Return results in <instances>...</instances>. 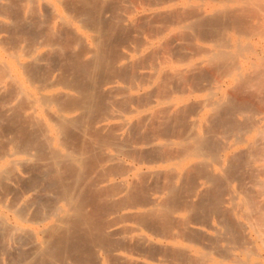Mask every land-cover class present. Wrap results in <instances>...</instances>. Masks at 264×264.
Returning a JSON list of instances; mask_svg holds the SVG:
<instances>
[{"label": "bare ground", "instance_id": "bare-ground-1", "mask_svg": "<svg viewBox=\"0 0 264 264\" xmlns=\"http://www.w3.org/2000/svg\"><path fill=\"white\" fill-rule=\"evenodd\" d=\"M217 1L216 5L207 3L210 11L206 12L188 0H50L44 2L49 16L43 17L42 29L38 22L34 26L39 15L34 19L29 16L28 26L19 24L21 11L29 8L34 12L40 0L8 1L9 18L19 29L15 31H20L19 36L14 34L18 39L25 35V40H32L21 47L15 42V47L14 42L5 41L11 46L3 43L12 35L0 38V128L3 132L11 127L13 151L33 150L32 155L26 154L32 157L27 158L47 160L48 165L39 169L42 173L37 171L42 177L35 167V173L28 177L41 178L43 182L29 179L30 185L42 183L51 191L47 197L46 189L39 186L46 191L41 190L46 196L42 202L38 196L40 206L33 195L36 203L29 197L30 203L40 207H35L36 215L44 214L45 222L41 236L33 234L34 249L21 252L31 253L29 257L23 255L18 260L14 256L17 251L9 253L15 260L5 255L15 261L13 264H222L213 255L219 245L215 237L199 226L210 227L214 217L223 225L226 241L231 244L218 250L224 259L232 255V245L242 247L248 256L255 253L254 243L249 245L251 238L246 237L249 242L243 235L248 224L264 246V154L258 149L259 143H264V127L249 119L238 123L234 115L251 111L249 101L236 103L224 91L217 92L220 85L212 84L205 98L192 97L202 90V80L209 75L205 66L214 68L217 82L234 81L242 87L264 81V46L250 48L242 40L250 34L264 37V0ZM228 29L234 31L235 38L225 37ZM40 35L46 39L43 52L33 44ZM207 36L215 38L212 47L185 50L194 38ZM227 91L234 94L232 89ZM258 109L252 111L258 114ZM262 109L260 119L264 120V103ZM216 129L242 140L239 143L247 141L248 149L221 155L218 151L223 140L218 139ZM244 131H253L254 136L243 140ZM6 149L2 154H7ZM255 159L263 164L247 174L250 186L237 187L244 191L240 216L248 222L243 223L236 217L237 203L232 201L231 207L225 204L230 199L224 189L229 179L240 174L239 168L250 166ZM215 164L219 172L211 171ZM10 165L6 160L0 162V187L14 170ZM30 168L24 171L32 172ZM240 178L248 184V178ZM3 184L6 191L9 183ZM37 188L34 192L40 195ZM2 194L0 202L6 198ZM14 194L17 198L22 195ZM29 202L25 200V209ZM22 208L15 211L17 229L22 226L18 220L24 216ZM15 228L11 226L17 231ZM10 230L3 233L5 240L11 238ZM25 234L31 237L29 232ZM185 242L203 249L192 253ZM20 246L16 245L18 249ZM237 263L253 264L240 258Z\"/></svg>", "mask_w": 264, "mask_h": 264}, {"label": "rangeland", "instance_id": "rangeland-1", "mask_svg": "<svg viewBox=\"0 0 264 264\" xmlns=\"http://www.w3.org/2000/svg\"><path fill=\"white\" fill-rule=\"evenodd\" d=\"M8 1L9 0H0V12L1 13H3V11H4V14H1L0 13V21H1V19H2V22H0V38L2 39V38H7V34H8V38L10 37V39L8 40V39H4V42L3 43H5V45L6 44H12L13 45V42H14V45L13 46H15L16 47V44H15V42L16 43H18L19 42V46L18 47H21V46H24L23 44L24 43H29V39H31L30 37H28L27 35H26V38L28 39V41H26L25 40V38H24V36L25 35H23V38H22V36H21V38L22 39H18V38H20V37H18L19 35V33H20V31H19V33L17 32L18 30H17V26H16V23H15V21L13 20V18H9V17H12V16H10L9 15V9H8V11H7V8H9V6H10V3H8ZM43 1V0H42ZM47 1H50V0H44L43 2H41V0H40V4H38V5H36V7L37 8H34L33 9V11L34 12H32L29 8L26 10V12L24 13V10H22L21 12H22V15L24 16H22V18H21V20H20V22H19V24H23V25H30V24H28L30 21V17H31V19H34V16L35 17H37L38 15V18L35 20V23H34V26H35V28L37 27V22H38V24H40V26H42L41 28H39L40 26H38V28L39 29H42L43 28V21H44V19H43V17L44 18H46V17H48L49 16V9L45 6L46 4L44 3V2H47ZM2 2H3V4H2ZM8 4H7V3ZM188 2L190 3V4H192V5H195V6H198L200 9H202V8H204L205 10H206V12L207 11H210V7L209 6H207L206 4L207 3H212V4H218L217 2V0H188ZM42 3V4H41ZM9 5V6H8ZM46 7V8H44V6ZM3 6H5V7H3ZM43 6V7H42ZM37 9V10H36ZM39 9V10H38ZM47 9V10H46ZM208 9V10H207ZM29 10V11H28ZM38 11V13L36 12V11ZM46 10V11H45ZM6 11H7V13H8V15L6 14ZM42 11H44V12H42ZM48 11V12H47ZM30 13V15L28 14V13ZM31 12H32V14H31ZM46 12V13H45ZM25 15H24V14ZM43 13V14H42ZM4 16H6V17H4ZM26 16V17H25ZM30 16V17H29ZM32 16H33V18H32ZM7 18H9V19H7ZM28 18V19H27ZM11 19V20H10ZM24 19H26V20H24ZM27 21H29V22H27ZM13 22V23H12ZM13 24L14 26H15V28H14V26L12 25V27L14 28H12L11 26H10V24ZM5 25H7V26H5ZM4 26V27H3ZM9 26V27H8ZM7 27L9 28V30L8 31H13L12 32V34H11V32H9V33H7L8 31H7ZM33 27V26H32ZM32 27H28L29 29H32ZM1 28H6V31H5V29H2V30H4V31H1ZM12 30H11V29ZM34 28V29H35ZM15 29L17 30V31H15ZM36 30L37 31V33H38V31H40V30ZM231 29V28H230ZM230 29H228L227 30V34L225 33V37L226 38H228V40L230 39H232V38H235V33H234V31L233 30H230ZM16 32V34L18 35H16V34H14ZM4 34V35H3ZM13 34H14V36L16 37L17 36V38H16V40H15V38H13ZM41 38V35H40V37H36V39L34 40L33 39V44H34V42H35V46L37 47V49H38V51L39 52H43V51H45V49H47L42 43H44V41H43V39L44 40H46L45 39V37L43 38V39H40ZM0 39V42L2 41ZM39 39H40V41H39ZM205 39H209V40H211V41H209L208 42V40H205ZM205 39L204 38H194L192 41L194 42V44H193V42L192 43H190V45H194V46H190L189 45V47H188V49H186L187 48V46H185V50L186 51H188L189 52V50H190V52L193 50V48H198V47H212L213 45H214V39L215 38H213L212 36L209 38L208 36L207 37H205ZM10 40H12L11 42H10ZM32 40V39H31ZM30 40V42H32ZM202 40H204V41H202ZM242 40H243V42L245 43V44H248L249 45V47L251 48L252 47V45H258V44H261V45H263L264 46V37H260L259 35H255V34H250V36H243L242 37ZM8 42V43H6V42ZM39 43H38V42ZM1 44H2V42H1ZM8 44V45H9ZM42 44V45H41ZM4 45V44H3ZM7 45V46H8ZM6 46V47H7ZM9 46H11V45H9ZM8 46V47H9ZM13 46H12V48H13ZM196 46V47H195ZM17 47V48H18ZM10 48V47H9ZM264 53V52H263ZM199 60V59H198ZM258 61V60H257ZM205 68H207V70H206V72H207V74L209 73V75H207L206 77H205V80H202V85H201V87H203L204 89H205V91H203V88H202V90H200V91H197V92H195L194 94H192V97H197V98H205L207 95H208V93L210 92V90H208V89H210V87L211 86H213L214 84H217V85H220L221 86V88H220V90H218L217 89V92L218 91H224L225 93H226V96H229L232 100H237L236 101V103H240L243 99H244V101L242 102V103H247L248 101L250 102V103H253V104H250L249 102H248V106H249V109L251 108V111H252V109L254 110V111H256V109H258L257 107L258 106H261V108H259L258 110H257V113L258 114H255V112L254 111H252V113H253V115H252V113L250 114V112L251 111H249L248 113L247 112H237L234 116V118H235V120L238 122V123H243V122H248V121H244V119H246V120H251V122H255L258 126H260V127H264V120H261L262 119V116H263V112H261V111H263V99H264V90H263V88H264V85L262 86V84H264V81L263 80H261V85H258V84H256V83H251V84H247V85H242V87H244V88H242V87H240L238 84H236V82H234V81H228V82H231V83H228L227 81H216V76H218L217 74L215 75V72L216 71H214V68H210V67H206L205 66ZM212 69V70H211ZM210 73H211V75L213 74V76H215V77H211L210 76ZM212 78V79H211ZM215 78V79H214ZM218 78H219V76H218ZM210 79H211V81H210ZM213 80V81H212ZM205 81V82H204ZM213 82V83H212ZM227 82V83H226ZM213 84V85H212ZM258 87V89L256 88L255 89V87ZM208 87V88H207ZM225 87V88H224ZM237 87H238V89H237ZM207 88V89H206ZM253 88L255 89V91L256 90H258V92H255L254 90H253ZM233 90V92H234V94L232 93V91H227V90ZM206 90H208V91H206ZM235 90H238V91H235ZM245 90H247L248 91V93L245 91ZM241 91H244L245 93H243V95L245 94V96H242L241 94H242V92ZM262 92V93H260V92ZM220 93V92H219ZM256 93V94H255ZM241 96V97H236L235 98V96ZM245 97L247 98V99H245ZM263 99H262V98ZM259 98V99H258ZM254 99V100H253ZM260 102V101H262L263 103L261 104V102L259 103V102H256L257 100ZM256 100V101H255ZM235 102V101H234ZM257 104H259V105H257ZM252 105V106H251ZM253 105H254V107H253ZM257 105V106H256ZM253 107V108H252ZM255 108V109H254ZM260 109H262V110H260ZM203 112V111H202ZM247 113V114H246ZM201 114H203V113H201ZM205 114V113H204ZM260 114V115H259ZM251 115L252 116H254V117H251ZM256 116V117H255ZM259 116H261V117H259ZM261 118V119H260ZM252 119H254V120H252ZM256 119H258V120H260L261 121V123H260V121H258V120H256ZM243 121V122H241V121ZM257 122H259V123H257ZM1 126V125H0ZM11 127L9 128L8 127V129H6V130H4V131H7V130H9V131H7L6 132V135H4L3 133H5L4 131L3 132H1V128H0V133H2L3 135L1 136V134H0V137H1V139L3 140L4 139V137L5 136H8V137H11L10 139L8 138V137H6V139H4L3 141L4 142H2V141H0V146H1V148H0V154H2V152H3V150L5 151V149H6V147H7V149H6V151H7V154L5 153V154H2L1 156L2 157H0V162H2V161H4V160H6L7 161V163L10 165L11 163H13L12 165H13V167L14 168H12L11 166L12 165H10V167H11V169H14L15 171H17L16 173H15V177H13V172H15L14 170H13V172L11 171L10 173H12L11 175H8V177L7 178H9V179H5L4 181H2L1 182V185H2V187H0V189L2 188V190H0L1 192V194L3 193V192H5V194L8 192V194L7 195H5V194H2L3 196H6V198L5 197H2V198H4V200L2 199V202L4 203H2V202H0V224L2 223L1 221L2 220H4L5 222L4 223H8V225H10L9 227H8V229H7V227L6 226H8L7 224H5L6 226H4V224L2 223V225H1V228H2V226L8 231V230H10L11 229V226H13V228H15V226H14V223H15V211L17 210L16 208H18V209H21V206L23 207L22 209H23V211L22 210H20V211H22L21 212V214H24V216L22 215V217L20 218L19 217V221H20V223H21V229L19 228V229H17V228H15V229H17V231L16 230H14V229H11L9 232H8V235H9V233H10V235H11V238L6 234V236H8V238L6 237V240H5V237H3L4 235H3V233L6 231L5 229H4V232H2L3 231V229H0V232H2V233H0V234H2V235H0V237L2 238V241L0 240V242L2 243L3 242V244H7L6 246L7 247H10V249L8 248H4V245H2L1 243H0V249L2 250V252L0 251V257H1V260H0V264H6V263H8V264H13L15 261H13L12 260V258H9V257H5V255L7 254V256H11L13 253H16V251H17V253L14 255V256H16V258L18 259V258H20V257H22L23 255L24 256H28V255H31V253L30 254H28V253H26V255L25 254H21V252H26V251H24V250H30V251H32L34 248V237H33V234L35 233L36 234V236L39 238L40 236H41V229H42V226H43V224H44V222H45V220L44 219H42V217H44V214L41 216H39V215H36L37 213V211H35V209L36 210H38V209H40V207H38L36 204H32V203H30L29 202V200L31 201V202H35V201H32L33 200V196L35 197V200L37 199V204L40 206V204H39V202L42 200L43 201V198L45 197L46 198V196L48 197V196H50V192L51 191H48L47 189V187L45 186V189H46V191H47V193H46V196H43V195H45V193L44 192H46V191H44L45 189H44V185L43 186H41V184H37V182L35 183H32L33 185L34 184H37V186H38V188H39V190H40V195L41 194H43V195H37V194H39V191L37 192V194H36V191L34 192V190H36V188H37V186L36 187H34V188H32V187H30L31 185H30V183H31V181H29V179H30V177H32V175H33V173H35L34 171L36 170V173L37 174H41L42 173V171H39V169L40 170H43L47 165H48V163L46 164V162H47V160H45V159H43L44 161H46V162H44V161H42L44 164H46V165H44V164H41L42 162H40L41 160H39V162H38V160L37 161H35V160H31V159H34V158H27V157H32V156H29V155H32V153H33V150H30V151H23V152H15V151H13L14 150V148L10 145V142L12 141V139L14 138V137H12V135H14L12 132H11ZM217 130L218 129H216L215 131H216V134H217V136H219L218 137V139L221 141V139L223 140V141H221V143H223L222 144V148H221V150L220 151H218L219 153H221V155L224 153H228V152H232V151H246L247 149H248V143H247V141H243V142H241V143H239L240 141H242V140H240V141H237L236 140V137L235 136H232V135H228V136H226V135H222L220 132H221V129H219L220 131H218L217 132ZM10 134H9V133ZM12 133V134H11ZM243 133H245V131L243 132ZM242 133V135H243V140H246V138H251V137H253L254 136V133H253V131H252V133H250V132H246L245 133V135ZM221 136H222V138H221ZM264 135H262L261 137H263ZM226 137H228L227 139H225ZM231 137V138H230ZM261 137H259V138H257V140L259 139L260 141L263 139L264 140V137L262 138V139H260ZM7 138H8V140H7ZM235 138V139H234ZM11 140V141H10ZM258 140V142H260ZM228 141V142H227ZM9 142V143H8ZM227 142V143H226ZM7 143V144H6ZM4 144V145H3ZM224 144L227 146V147H224ZM263 144V145H262ZM262 146V148H260L261 146ZM5 146V147H4ZM259 151H263L264 152V143H262V141L259 143ZM3 147L5 148V149H3ZM11 148V149H10ZM245 149V150H244ZM16 150V149H15ZM13 151V152H12ZM262 152V154H264ZM27 153H29V155H26ZM223 154V155H224ZM22 158V159H21ZM16 159V160H15ZM21 159V160H20ZM27 161H26V160ZM12 160V161H11ZM19 160V161H18ZM28 160L31 162L32 161V164H30V162L29 163H27V164H25L26 162H28ZM20 161H26L25 163H22V162H20ZM254 161V163L251 161L250 162V166H249V164H248V166L246 165V166H242V168H239V170H240V174H239V172H237V174L239 175H235V178L233 179V178H231V179H229V180H231L230 182H228L227 184L228 185H225V189H224V191H225V193H227V192H229V193H227V195H226V197L228 198V199H230V201L229 202H226L225 204L227 205V206H229V207H231L232 205H233V202L234 203H237V204H235V206H236V208H235V213H236V217H237V219H239V222H245V223H247L248 221H247V219L246 218H244V217H242V216H240V213H241V206H240V202H242V198H243V196H244V191H243V193L242 192H240V190L239 189H241L240 187H239V189L237 188L238 187V185L239 186H245V187H243V188H245V189H247L248 188V186L247 185H249L250 186V176L249 177H247L249 180H246V182L247 181H249V182H247L248 184H246L245 182H244V180L242 179V178H240L241 176L243 177L244 176V178L245 179H247L246 178V176H247V174L248 173H253L252 171H255L254 169H256V167L258 168L259 166H261L262 164H263V162H261L259 159H255V160H253ZM16 162V163H15ZM19 162V163H18ZM33 162H36V163H33ZM253 163V166H252V168H251V164ZM19 164H21V166L19 165ZM22 167V168H21ZM24 167V168H23ZM31 167V168H30ZM32 167H35V170H33L32 169ZM27 168V170L29 171V168L32 170V172L30 171V172H28L27 170L26 171H24V169H26ZM243 168H245V169H243ZM21 169H23V170H21ZM210 169H211V171H215V172H219V170H220V168L215 164L214 166H210ZM214 169V170H213ZM251 169V170H250ZM244 170H247V173H245V171ZM249 170V171H248ZM37 171H39V172H41V173H38ZM24 172V173H23ZM31 176H30V175ZM250 174V175H251ZM16 175L17 176H20V178L19 177H16ZM249 175V174H248ZM10 176L12 177V178H17L18 180H16L15 179V181L14 180H12V178H10ZM25 178H24V177ZM28 176H30V177H28ZM34 176H36V174L34 175ZM33 176V177H34ZM39 177H42V174L41 175H38ZM240 178H238V177ZM39 177H35L36 178V181H39L40 182V180H41V178H39ZM234 177V176H233ZM264 177V176H263ZM22 178V180H23V182H24V180L26 181L25 183H23V184H21L22 183V180L20 181V179ZM24 178V179H23ZM28 178V180H26ZM34 178V179H35ZM237 178H238V180H237ZM32 179V178H31ZM30 179V180H31ZM34 179H32V182H33V180ZM242 180V181H241ZM10 181V182H9ZM241 183H240V182ZM3 182H5V184H7V182L9 183L8 184V188L6 189V191H4L3 189ZM16 182V183H15ZM18 182V183H17ZM41 182H43L42 180H41ZM21 185H20V184ZM242 184V185H240V184ZM13 186H12V185ZM19 184V185H18ZM27 184H29V187H28V185ZM25 185H26V187H25ZM4 186H7V185H4ZM9 186H12V187H10V190H11V188L12 189H14L16 186V188L18 189H14L15 191H10L9 190ZM24 186V188H25V190H24V188L22 189V187ZM43 187V189L44 190H42V188L40 189V187ZM231 187V188H230ZM21 188V189H20ZM28 188H30L29 190H28ZM32 188V189H31ZM37 188V189H38ZM20 189V190H19ZM231 189V190H230ZM244 189V190H245ZM26 191L25 193H23L22 194V191ZM31 190V191H30ZM44 191V192H42V191ZM230 190V191H229ZM239 190V191H238ZM23 191V192H24ZM233 191V192H232ZM241 191H242V189H241ZM12 192H13V194H12ZM14 192L15 193H18V195H19V193L20 194H22V195H19L20 196V198H17V194L15 195L14 194ZM11 193V194H10ZM37 195H35V194ZM1 194H0V198H1ZM31 194V195H30ZM33 195V196H32ZM13 197V198H10V197ZM16 196V197H15ZM38 196L40 197V198H42V199H40V201H39V198H38ZM235 196V197H234ZM29 197H31L30 199H29ZM235 198V199H234ZM239 198V199H238ZM233 199V200H232ZM9 200V201H8ZM17 201L16 203H13V204H11L12 202H15V201ZM24 200V201H23ZM25 200H28V202L30 203V204H28L27 205V207L28 208H26L25 209V207L24 206H26V205H24L25 204ZM41 201V202H42ZM233 201V202H232ZM8 202H10V203H8ZM8 203V204H7ZM36 203V202H35ZM20 204H23V205H21L20 206ZM27 204V203H26ZM8 206V207H6V206ZM11 207H10V206ZM34 205H36V206H34ZM19 206H20V208H19ZM33 207V208H32ZM36 207V208H35ZM26 210V212H25V210ZM1 211H3V212H1ZM5 211V212H4ZM239 211V212H238ZM25 212V213H24ZM6 213V214H5ZM31 214H35L34 216H35V218L34 219H32L31 218ZM42 214V213H41ZM9 215V216H8ZM3 218H2V217ZM21 216V215H20ZM33 215H32V217H34ZM9 217H11V218H9ZM28 218H31V220H28ZM36 219V220H35ZM42 219V220H41ZM28 220V221H27ZM35 220V221H34ZM41 220V221H40ZM218 218L217 217H214V218H212V220H210V222H211V225H210V227H206V226H203L202 227V225H199V226H201V228H203V230H204V233H206L207 235L208 234H210L211 236H213V238L217 241V244H219V245H216V247L218 248V249H215V250H213V255H214V258L217 260V261H221L222 262V264H238L237 263V260L240 258L241 260L242 259H246V260H248L249 262H251V263H253V264H255V262H257L256 264H264V246L262 245L263 243H262V241L258 238V236H257V234H256V232H255V230L251 227V226H249V224L248 225H246L245 226V228H244V230H245V232H243L244 234V236H245V238L246 237H248L249 239L251 238V242L248 240V238H246L251 244H249L251 247L254 245V247H256V248H253V249H255L254 251H255V253H251V255L250 256H248V255H246V253L245 252H243V248L242 247H237V245H232L233 246V248L232 249H230V254H232V255H229L228 257L226 256V259H224L222 256H220V254L218 253V250H220V249H222V248H224V247H226V246H230L231 244L228 242V241H226L227 239L226 238H228V235H226V231H225V229H224V227H223V225H221L220 224V222L218 223ZM10 222H12V223H10ZM36 223V224H35ZM27 225V226H26ZM37 226V227H36ZM212 226H214V227H216L218 230H220V233L219 232H217V230H215V229H213L212 228ZM23 227H24V229H23ZM27 227V228H26ZM25 228H26V230H25ZM19 230H21V231H19ZM6 231V232H7ZM17 234H19L20 233V235H16V233ZM23 231V232H22ZM26 231V232H25ZM40 231V232H39ZM225 231V232H224ZM19 232V233H18ZM29 232V234H27V235H29V236H31V237H28V236H26V234L25 233H28ZM13 233L16 235H14L17 239H15V237L13 236ZM40 233V234H39ZM24 234H25V236H24ZM213 234H215V235H213ZM247 234L249 235V236H247ZM21 235H23L24 237H25V240L28 242V243H26V245H25V242L26 241H24L23 239H24V237H22ZM22 238H21V237ZM210 236V237H211ZM223 237V238H221V237ZM252 236H254V237H252ZM14 237V238H13ZM28 237V238H27ZM5 240V242H4V240ZM11 239V240H10ZM18 239H22V242H24L23 244H21L22 242H21V240H18ZM29 239L31 240L30 242H29ZM218 239V240H217ZM221 239V240H220ZM223 239V240H222ZM33 240V241H32ZM253 241V242H252ZM12 242V243H11ZM15 242H17V244L15 243ZM18 242H20V243H18ZM31 242H33V244L31 243ZM226 242H228V243H226ZM30 243V244H29ZM254 243V244H253ZM20 244L22 245V246H20ZM185 246H187L188 248H190V249H192L193 251H192V253L194 252L195 253V251H194V249H196V248H199V249H203L201 246H199V245H195L194 243H191V242H185V243H183ZM253 244V245H252ZM16 245H19L20 247H19V249H18V247H16ZM23 245H24V247H25V249H24V247H23ZM28 245H31V246H29V247H27ZM32 245H33V247H32ZM5 246V247H6ZM14 246V247H13ZM220 246L222 247V248H220ZM32 247V248H31ZM237 247V248H236ZM14 250H13V249ZM23 248V250H21ZM29 248V249H28ZM239 248H242V251L239 249ZM5 249H7V252L6 251H4ZM262 249V250H261ZM11 250H13V251H11ZM21 250V251H20ZM217 250V251H216ZM10 251V252H9ZM15 251V252H14ZM30 251H28V252H30ZM253 251V250H252ZM5 252V253H4ZM9 253H12V254H10L9 255ZM19 253L21 254V255H19ZM236 253V254H235ZM258 253H259V255H258ZM238 254H240V255H238ZM12 255V257H14ZM17 256H19V257H17ZM26 256V257H27ZM233 256V257H232ZM236 258H235V257ZM262 258H261V257ZM25 257V258H26ZM29 257V256H28ZM232 257V258H231ZM7 258H9V260H6ZM15 257H14V260L16 259ZM22 258H24V257H22ZM22 258H20V259H22ZM238 258V259H237ZM260 258V259H259ZM229 259H231L232 261H230ZM233 259H235V260H233ZM19 260V259H18ZM263 260V261H262ZM6 262V263H5Z\"/></svg>", "mask_w": 264, "mask_h": 264}]
</instances>
